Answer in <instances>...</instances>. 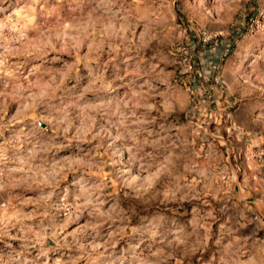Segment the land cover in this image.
<instances>
[{"label":"rangeland","instance_id":"obj_1","mask_svg":"<svg viewBox=\"0 0 264 264\" xmlns=\"http://www.w3.org/2000/svg\"><path fill=\"white\" fill-rule=\"evenodd\" d=\"M0 264H264V0H0Z\"/></svg>","mask_w":264,"mask_h":264}]
</instances>
